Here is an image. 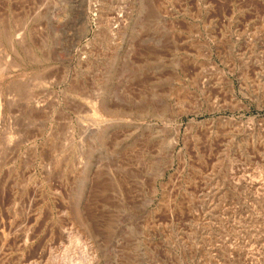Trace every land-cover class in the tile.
I'll return each instance as SVG.
<instances>
[{
  "label": "rangeland",
  "instance_id": "374dc122",
  "mask_svg": "<svg viewBox=\"0 0 264 264\" xmlns=\"http://www.w3.org/2000/svg\"><path fill=\"white\" fill-rule=\"evenodd\" d=\"M70 262L264 264V0H0V264Z\"/></svg>",
  "mask_w": 264,
  "mask_h": 264
},
{
  "label": "bare ground",
  "instance_id": "6f19581e",
  "mask_svg": "<svg viewBox=\"0 0 264 264\" xmlns=\"http://www.w3.org/2000/svg\"><path fill=\"white\" fill-rule=\"evenodd\" d=\"M72 261V260H71ZM72 262H74V261H72ZM72 262H70L69 264H74V263H72Z\"/></svg>",
  "mask_w": 264,
  "mask_h": 264
}]
</instances>
